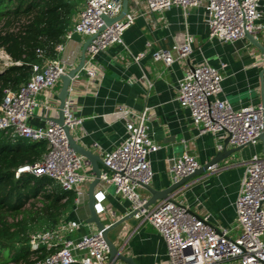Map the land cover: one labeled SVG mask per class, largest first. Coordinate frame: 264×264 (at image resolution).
<instances>
[{"label": "built area", "instance_id": "built-area-1", "mask_svg": "<svg viewBox=\"0 0 264 264\" xmlns=\"http://www.w3.org/2000/svg\"><path fill=\"white\" fill-rule=\"evenodd\" d=\"M78 1V0H71ZM147 14H161L171 8H181L183 14L194 8H202L208 39L233 44L243 40L246 33L253 35L264 30V6L260 0H143ZM122 11V0H82L76 21L61 37L55 52L64 49V43L74 35L91 39L85 50L84 63L70 80L67 97L62 108L63 125L51 119L44 126H31L29 120L38 108L50 110L53 97L46 91L53 89L66 75L71 66L62 58L46 59L38 51L41 62L32 66L28 81L16 90L6 88L0 103V131L9 133L13 141L31 143L45 142L46 152L40 160L19 167L15 176L31 174L47 177L63 192L75 194L74 209L87 198L88 185L95 179L88 161L73 151L68 144L64 128L71 136L82 123L73 114L70 102L74 97L95 90L101 74L93 64L95 57L110 47L123 44V33L134 23L137 13L127 10L124 17L109 25L103 17H117ZM192 38L170 49L153 53L156 62L170 67L176 60L188 59L192 53ZM134 60H138L140 56ZM0 71L12 64L8 55L0 52ZM264 61V57H263ZM264 67V66H263ZM75 68V67H73ZM72 68V69H73ZM84 73L86 82L79 84V73ZM264 77V73H263ZM223 76L207 62L187 68L177 81L176 100L188 110L191 124L198 135L223 133L228 138L227 148L255 145L263 128L264 107L247 106L234 110L227 100L219 98ZM45 94L40 103L37 97ZM58 94V93H57ZM57 103V102H56ZM58 113V110L56 111ZM113 117L125 118V137L120 145L104 152L97 145L93 149L102 162L99 182L94 188L96 214L104 213L105 191L112 188L114 195L129 203L128 212L141 224H148L161 236L165 244L166 259L163 264H264V157L255 153L242 160L243 174L234 202L235 218L228 227L218 228L209 223L207 216H199L172 193L167 199L146 207L147 199L139 194L149 186L153 178L150 156L159 150L149 137L145 123L146 111L135 114L125 106L111 113ZM78 143V142H77ZM223 149L216 145L217 152ZM200 168L195 156L183 153L168 163L171 184L193 174ZM221 166L208 169L217 173ZM78 220L59 222V226L47 227L28 240L31 251L47 250V254L35 264H109L108 248L98 231L89 232L78 239L65 237L81 226ZM64 236V237H63Z\"/></svg>", "mask_w": 264, "mask_h": 264}, {"label": "crops", "instance_id": "crops-1", "mask_svg": "<svg viewBox=\"0 0 264 264\" xmlns=\"http://www.w3.org/2000/svg\"><path fill=\"white\" fill-rule=\"evenodd\" d=\"M260 5L264 6V0H260ZM80 7L81 4L78 12ZM128 10L137 13V18L123 33V44L114 45L95 57V67L101 74L95 90L80 94L70 102L73 114L82 119L74 135L79 145L94 154H97L94 144L109 152L123 141L126 122L125 118L113 117L111 113L120 106L135 114L146 111L148 135L159 146V150L150 156L153 178L149 186L162 190L171 184L168 175L171 158L190 153L202 167L214 158L216 145L223 146L225 140L223 133L198 135L188 110L178 104L177 81L185 70L204 61L218 69L223 76L222 91L218 97L238 110L261 104L259 73L264 66V56L246 38L233 44L210 41L202 8L190 9L186 14L178 7L161 14H147L143 0H128ZM78 12L72 13L69 27L76 21ZM258 23L264 24V19ZM185 36L192 38V53L188 59L176 60L170 67L154 61L155 51L170 49L181 43ZM255 37L264 47V30L256 33ZM85 41L81 36L74 35L64 43L63 51L56 53L55 58L68 60L71 64L68 70H71L80 61ZM140 54L143 55L134 60ZM85 80V74L79 73V84L84 85ZM60 85L61 81L46 91V95L53 97L51 108L49 111L38 108L29 120L31 126H44L57 117ZM37 100L42 103L45 94H40ZM255 153H262L260 142L244 146L220 162L222 169L219 172L206 171L189 180L175 192L176 201L199 216H207L209 223L215 227L232 225L234 202L244 170L240 162ZM139 194L148 200L149 193L144 188L139 190ZM105 195L104 213L100 217L106 224H112L126 216L129 203L116 197L112 188H108ZM88 216L85 198L82 205L75 209L73 206L60 221L78 220L82 223L78 230L65 237L78 239L96 231L93 225L86 223ZM112 234L116 246L122 249L123 254L132 257L136 264L164 263L165 244L150 225L141 224L132 217Z\"/></svg>", "mask_w": 264, "mask_h": 264}, {"label": "trees", "instance_id": "trees-1", "mask_svg": "<svg viewBox=\"0 0 264 264\" xmlns=\"http://www.w3.org/2000/svg\"><path fill=\"white\" fill-rule=\"evenodd\" d=\"M75 3L0 0V21L7 26L0 32V48L12 62L0 71V103L4 89L16 90L28 81L32 66L42 60L38 51L46 59L55 58V46L70 25ZM45 152V142L13 141L0 131V264H35L43 258L47 250L31 251L27 246L24 221L43 219L47 227H55L73 207L75 194L63 192L47 177L15 176L19 167L37 162Z\"/></svg>", "mask_w": 264, "mask_h": 264}, {"label": "water", "instance_id": "water-1", "mask_svg": "<svg viewBox=\"0 0 264 264\" xmlns=\"http://www.w3.org/2000/svg\"><path fill=\"white\" fill-rule=\"evenodd\" d=\"M128 10V0H122V11L121 13L112 19H109L107 17H103L106 24L109 25L113 22L121 20L124 15L126 14ZM245 38L250 42V44L255 47L257 50L260 51V53L264 56V47L253 37V35L246 33ZM91 39H87L83 45L82 51H81V57L78 65L71 69L66 75L61 76L60 81V89L57 94V100H58V114L56 118H52L51 121L53 123H56L58 125H63V116H62V108L65 103V99L67 97V89L70 84L71 78L79 72L81 67L84 63L85 58V50L90 43ZM94 65H97L96 62H93ZM264 67L261 69L259 73V83H260V94H261V106L264 107ZM66 138L69 144V147L75 151L76 153L82 155L90 164L91 170L94 174L95 179L88 185L87 188V208L89 211V216L86 219V223L89 225H93L94 229L101 233L102 238L104 239L107 248H108V263L109 264H136L134 259L130 256H127L122 253V249L118 248L114 242V240H111L109 238V234L112 233L118 226L126 222L128 219H131L134 215V213H130L123 218L115 221L112 224H106L102 218L96 214L95 208H94V188L99 182V175L101 167L103 166V162L101 158L92 153L90 150L85 149L81 145H79L77 142H75L74 138L71 136L69 129L67 127L64 128ZM257 140L261 143L262 146V155L264 157V119H263V128L261 133L259 134ZM228 144V138L224 140L223 143V149L221 152H217L213 159H211L208 163H206L204 166L200 167L197 171H195L193 174L186 176L179 180L175 184H170L168 187L162 189V190H155L150 186H144L143 188L149 193V198L147 200L146 207L153 205L159 201L167 199L172 193H175L178 189L183 187L185 183H187L189 180L194 178L195 176L204 173L208 171V169L216 164H219L226 158L230 157L233 153L238 152L241 150L244 146L236 147V148H227Z\"/></svg>", "mask_w": 264, "mask_h": 264}, {"label": "rangeland", "instance_id": "rangeland-1", "mask_svg": "<svg viewBox=\"0 0 264 264\" xmlns=\"http://www.w3.org/2000/svg\"><path fill=\"white\" fill-rule=\"evenodd\" d=\"M78 3L72 4L73 6V11L74 13L78 12L79 4H82V0H78ZM7 26L4 21H0V32L6 30ZM3 50L0 48V52ZM1 58H0V67H1ZM3 61V60H2ZM36 206H39L37 204ZM24 221V220H23ZM43 219H39L36 223H32L30 220H25L23 225H22V232L23 236H26V239L29 240V238L32 235H35L36 233L42 231L43 229L47 228L48 225ZM114 235L112 233L109 234V238L113 240ZM27 246H28V241H27Z\"/></svg>", "mask_w": 264, "mask_h": 264}]
</instances>
